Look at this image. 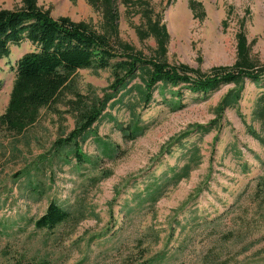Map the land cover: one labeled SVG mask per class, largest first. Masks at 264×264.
I'll use <instances>...</instances> for the list:
<instances>
[{
	"label": "rangeland",
	"instance_id": "374dc122",
	"mask_svg": "<svg viewBox=\"0 0 264 264\" xmlns=\"http://www.w3.org/2000/svg\"><path fill=\"white\" fill-rule=\"evenodd\" d=\"M190 1H112L120 39L154 58L159 43L150 26L159 21L167 35L159 55L170 64L203 73L233 67L243 37L248 58L264 65V0ZM37 2L54 17L103 30V3ZM22 5L0 0V9ZM31 49L24 41L0 58V115L13 91V66ZM113 81L111 68L79 69L23 131L0 123V264H264V76L246 79L239 101L220 114L234 84L206 99L185 90L182 106L172 107L162 101L178 102L169 87L145 103L140 75L79 139L83 162L74 146L56 150L80 122L71 101L103 97ZM129 124L143 128L135 139L120 128ZM51 202L69 218L37 228Z\"/></svg>",
	"mask_w": 264,
	"mask_h": 264
},
{
	"label": "trees",
	"instance_id": "16d2710c",
	"mask_svg": "<svg viewBox=\"0 0 264 264\" xmlns=\"http://www.w3.org/2000/svg\"><path fill=\"white\" fill-rule=\"evenodd\" d=\"M37 1L23 0L20 8L0 9V58L10 55L11 45L20 46L24 41L32 45V49L17 58L13 66L16 75L13 91L6 111L0 115V123L9 130L21 132L37 120L42 107L58 100L77 70L111 68L114 81L103 97L86 100L77 94L76 100L71 101L80 122L67 137L55 142L54 147L58 151L66 145L74 146L79 162L85 159L79 139L85 141L90 136L92 127L104 114L109 101L140 75L144 85L139 87V93L143 101L150 102L160 86L169 87L172 97L176 96L178 102H170L165 96L162 101L175 104L172 107L182 106L181 97L185 90L206 99L223 86L234 84L235 88L218 106L220 114L239 101L246 79L260 82L264 76V65H257L248 58L243 37L239 47L241 56L233 67H216L209 73H203L186 64H170L162 59L159 54L166 53L167 35L165 25L159 21L150 26L159 43L156 57L146 58L124 43L119 36L114 2L112 5L114 0H90L103 3L107 9L102 31L66 16L54 17ZM195 4L190 1L192 7ZM2 84L0 80V90ZM120 128L130 139H135L143 131L136 124L121 125ZM173 178L179 181L181 175L176 174ZM69 216L66 209L51 202L44 214L35 220V226L53 229Z\"/></svg>",
	"mask_w": 264,
	"mask_h": 264
}]
</instances>
